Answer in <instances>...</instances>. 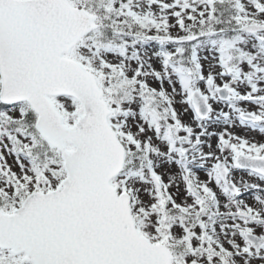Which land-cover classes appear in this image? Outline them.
<instances>
[{"label": "snow or ice", "instance_id": "obj_1", "mask_svg": "<svg viewBox=\"0 0 264 264\" xmlns=\"http://www.w3.org/2000/svg\"><path fill=\"white\" fill-rule=\"evenodd\" d=\"M0 264H264V0H0Z\"/></svg>", "mask_w": 264, "mask_h": 264}]
</instances>
